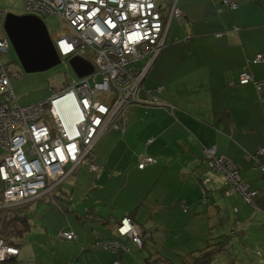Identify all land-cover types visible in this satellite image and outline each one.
I'll return each mask as SVG.
<instances>
[{"label":"crops","instance_id":"0c3cea01","mask_svg":"<svg viewBox=\"0 0 264 264\" xmlns=\"http://www.w3.org/2000/svg\"><path fill=\"white\" fill-rule=\"evenodd\" d=\"M230 1L236 6L224 0H174L181 16L169 23L149 83H144L149 68L142 81L157 102L140 91L143 101L123 111L122 132L106 129L96 138L90 155L98 169L80 168L50 199L61 224L55 240L41 231L38 235L52 248L64 241L62 251L40 258L36 253L41 251L34 250L38 243L26 242L17 259L42 264H226L227 254L243 264L238 257L248 233L256 247L264 248V240L251 233L254 227L264 229V171L254 158L264 148V0ZM180 43L192 48L201 43L209 52L166 48ZM260 53L262 60L253 62ZM241 73L250 76L248 82L239 83ZM214 144L257 190L258 207L242 202L219 171L208 170L204 149ZM138 155L156 161L139 169ZM257 158L264 165V152ZM128 216L143 245L120 238L126 248L103 247L104 241L118 238L115 225ZM236 223H241L238 228ZM68 229L74 239L58 236ZM222 234L230 236L227 244L225 237L216 238ZM28 245L31 253L25 254Z\"/></svg>","mask_w":264,"mask_h":264},{"label":"built area","instance_id":"2783aa9c","mask_svg":"<svg viewBox=\"0 0 264 264\" xmlns=\"http://www.w3.org/2000/svg\"><path fill=\"white\" fill-rule=\"evenodd\" d=\"M22 1L26 14L40 17L58 13L67 25L66 32L54 41L61 61L82 56L94 71L72 79L47 99L18 105L10 87V69L2 57L9 39L4 28L6 13L0 11V262L19 253L18 246L3 236L12 208L51 193L82 163L96 170L88 162L96 138L107 127L117 126L127 106L143 101L140 91L156 100L142 81L151 60L166 42L170 21L181 16L175 2L165 7V0ZM262 58L257 54L253 62ZM240 76V83L250 79L247 73ZM206 155L210 169L218 170L226 183L233 184L235 179L233 185L242 199L252 204L257 190L239 181L231 159L218 155L214 145L206 149ZM255 161L264 171L256 155ZM152 162L151 157H139L137 166L141 169ZM241 187L245 195L238 190ZM117 231L141 244L129 218L121 220ZM60 234L73 238L72 232Z\"/></svg>","mask_w":264,"mask_h":264},{"label":"rangeland","instance_id":"374dc122","mask_svg":"<svg viewBox=\"0 0 264 264\" xmlns=\"http://www.w3.org/2000/svg\"><path fill=\"white\" fill-rule=\"evenodd\" d=\"M165 3H166L165 7H168L169 5L174 3V0H165ZM0 11H3L5 13H12L16 15L27 13V11H25L23 7L22 0H0ZM40 17L42 18V21L44 25L46 26V29L48 31V34L51 40L55 41V39L58 36L66 32L67 25L58 13H52L47 16L41 15ZM177 40L178 38L171 39L172 42H177ZM8 43H9L8 49L5 53L2 54V57H3L4 62L7 63V66L9 67L10 72H11L10 84L15 93L17 104L26 105L28 103H34L40 100L47 99L50 97V94L53 90L57 91L61 88L63 89L67 84L71 82L72 78L75 80L77 79L76 73L74 72V70L72 69V67L67 61H66V65L68 68H66L65 63L60 61L58 64L46 70H43V71L31 72V73L24 72L21 64L19 63L17 54L11 42L9 41ZM180 44L170 45V46H167L166 48L167 49L168 48H177V49L183 48L184 52H190L192 50L194 52H209L208 47L204 46L201 43L196 44L194 48L186 47L188 45H184V43H183V46H182V43ZM64 59L67 60V57H64ZM146 60L147 58L141 60L140 64L142 65ZM198 74L201 75V73H198ZM198 74H195V75H198ZM151 75H153V70L150 66L148 69V75H147V77L149 76V79L147 80L146 78L144 80L145 85L149 83ZM156 100L150 99V101L152 102H157ZM257 151L258 153H263L264 148H259V150ZM254 155H256L257 157V152ZM87 166L88 165L86 163L79 165L77 169L75 170V173L71 174L70 177L65 179L64 186H66L69 180L76 177V174L80 168L86 169ZM231 182L235 184V179ZM238 190L241 192L242 195L243 193L245 195V191L242 187L239 188ZM46 198L47 197L45 198L43 197L40 200L34 201L33 203H31L30 208H29V213H30V223L31 224L33 223V225H31V230L25 234V237H23L24 242H22V244L23 243L26 244V242L38 243L35 245L34 250L41 251L39 254L36 253V256L40 258H45L47 254L55 253L58 255V248L60 251H62V243H64V241H58L57 248H52L48 239H45L43 235L41 236L38 235V232L41 231L42 234L44 235L48 234L50 240H55L56 232L59 228V225L61 224L60 218L53 215L54 214L53 210H55V208L57 209L58 207L51 206L53 200L46 199ZM255 198L253 199L252 204L257 206L255 202ZM241 205H244V204L241 203ZM249 206H251V202ZM240 209L241 211H243L242 206ZM63 217L66 220V216L63 215ZM240 224L241 223L234 224L235 228H238ZM235 233L237 234L238 232H235ZM251 233L252 235L255 234L260 239L264 240V229L261 226L252 228ZM11 238L14 240H17L16 239L17 237H14V236ZM140 241L142 242V239H140ZM189 243H190L189 241L185 242L184 245L187 246L189 245ZM239 244L240 242H237L236 244H234L233 249L237 248ZM241 246L243 247L244 253L240 257H238V259L240 260L242 258V261L244 262L243 264H264V248H262L261 246L259 247L260 249L256 247L257 245L255 244V241L251 237H249V233L246 236H244V240H242ZM254 247H256V249H252ZM246 251H250V252L246 253ZM23 253L30 254L31 246L29 245L26 246L23 249ZM60 255H61V252L59 256ZM230 255L232 256V253H230ZM223 256L225 257L224 262H226V264L228 263L231 264L230 262L232 259L237 260L236 255H233L232 259L230 258L228 259L227 254L225 255L223 254ZM20 263L42 264L39 262H33L31 260H23L20 257L14 262H7V261L0 262V264H20ZM237 264H241V262H238L237 260Z\"/></svg>","mask_w":264,"mask_h":264},{"label":"water","instance_id":"95a60500","mask_svg":"<svg viewBox=\"0 0 264 264\" xmlns=\"http://www.w3.org/2000/svg\"><path fill=\"white\" fill-rule=\"evenodd\" d=\"M4 28L24 72L43 71L61 61L40 17L33 14L7 13ZM155 58L156 56L148 68ZM68 61L77 79L94 71V66L82 56H73Z\"/></svg>","mask_w":264,"mask_h":264},{"label":"trees","instance_id":"16d2710c","mask_svg":"<svg viewBox=\"0 0 264 264\" xmlns=\"http://www.w3.org/2000/svg\"><path fill=\"white\" fill-rule=\"evenodd\" d=\"M160 52H162V49L158 52V54L156 55V57L160 54ZM261 54V53H260ZM262 55V54H261ZM138 66H140V63L139 64H137ZM10 78H11V72H10ZM73 79V78H72ZM248 82V81H247ZM239 83H240V81H239ZM242 84V83H241ZM11 85V84H10ZM11 87V89H12V86H10ZM256 87H257V89L259 90L260 89V86L257 84L256 85ZM12 92H13V94H14V96H15V93H14V91H13V89H12ZM157 98V97H156ZM15 102H17L16 101V97H15ZM163 103H165V102H163ZM19 105V104H18ZM164 106H169L167 103L166 104H163ZM124 124V118H123V115H122V117H121V119L119 118V121H118V124H117V126L116 127H113V126H109V127H107L106 129H112V130H116V131H121L122 132V130H123V125ZM105 129V130H106ZM147 142H148V140H147ZM95 143V142H94ZM94 145V144H93ZM212 146V145H211ZM214 146L216 147V145L214 144ZM93 147V146H92ZM210 146H208L207 148H209ZM206 148V149H207ZM206 149H204V160L206 161V164H207V168H208V170H210V171H213V172H216V171H218V170H212V169H210V166H209V164H208V157H207V155H206ZM218 150H217V147H216V152H217ZM91 152H92V150H91ZM217 154L218 155H225V156H227L228 158H230L227 154H225V153H219V152H217ZM145 156H148V157H151V158H153L152 156H149V155H138L137 157H145ZM92 158H93V156L92 155H88V162L89 163H93L92 162ZM154 159V162L156 161V159L155 158H153ZM231 159V158H230ZM136 161L138 162V160L136 159ZM231 161H232V163L234 164V166H235V169H236V171L239 173V181L240 182H243V183H246V184H248V187H249V189H252V190H255L253 187H251L250 186V184L245 180V179H243L242 177H241V175H240V171H239V169H238V167H237V165H236V163L231 159ZM82 164H84V163H82ZM87 164V163H86ZM94 164V163H93ZM150 164V163H149ZM81 165V164H80ZM88 165V164H87ZM95 165V164H94ZM263 165V164H262ZM96 166V165H95ZM258 166V165H257ZM97 167V166H96ZM138 167V166H137ZM88 168L89 169H91L90 167H89V165H88ZM139 168V167H138ZM144 168V167H143ZM143 168H141V169H143ZM96 169H98V168H96ZM140 169V168H139ZM73 173H75V171L73 172ZM72 173V174H73ZM71 176V175H70ZM69 176V177H70ZM207 176V175H206ZM206 176H203L202 177V181H203V178H205ZM65 181V180H64ZM63 181V182H64ZM63 182L62 183H60L59 185H57V186H55V188H54V190L51 192V193H46V194H44V195H42V196H40V197H38L37 199H34V200H29V201H27V202H24V203H21V204H19V205H16V206H14L13 208H12V214L10 215V218L8 219V221L4 224V233H3V236H4V238L6 239V241L8 242V243H13V244H15L16 246H18V248H19V251H20V247H21V244H22V240H23V237H24V235L28 232V231H30L31 230V223H30V213H29V208H30V203L31 202H33V201H38V200H40L41 198H45V197H47L46 199H51L52 197H55L57 194H59V192L61 193V190H62V187H63ZM225 182V181H224ZM226 183V182H225ZM227 184H231V183H227ZM233 187H234V185L233 184H231ZM204 187L205 186H203V188H202V190L204 191ZM235 188V187H234ZM242 197V196H241ZM243 202L244 203H246L244 200H243ZM248 204V203H247ZM234 210H236V208H234ZM123 218H125V217H123ZM122 218V219H123ZM127 218H129L130 220H132V218L130 217V216H128ZM122 219H120L119 221H117V223H116V233H117V236H118V238H116V239H112V240H107V241H104L103 242V247H105L106 248V246L107 245H116L114 248H112V249H115L117 246H121V247H123L124 245H126V244H122V242L120 241V238H123L124 240L126 239L127 240V238H130L132 241H133V239L131 238V237H129V236H123V235H120L119 233H118V231H117V227L119 226V224H120V222H121V220ZM134 224V223H133ZM67 232H72L73 233V238H71V239H67V238H65L64 236H62L60 233L58 234V236L60 237V238H63V239H67V240H72V239H74V237H75V235H74V232H73V230L72 229H68V230H66ZM62 232V231H61ZM9 234V235H8ZM17 237L16 239L17 240H14V239H12L11 237ZM140 237V236H139ZM218 237H225L224 238V240L227 242L228 241V239L230 238V236L229 235H226V234H222V235H219V236H217L216 238H218ZM140 239H142V238H140ZM134 243H136L135 241H133ZM137 244V243H136ZM141 244L143 245V242H141ZM140 244V245H141ZM138 245V244H137ZM139 245V246H140ZM124 248H126L125 246H124ZM110 249V248H109ZM19 254V253H18ZM17 254V255H18ZM17 255H14V256H11L8 260H7V262H14V261H16L17 260ZM207 254H204V256H206ZM203 256V257H204ZM202 257V258H203ZM207 257V256H206ZM115 262V261H114ZM117 262H119V261H117ZM20 264H25V263H20ZM29 264V263H28Z\"/></svg>","mask_w":264,"mask_h":264},{"label":"clouds","instance_id":"9594fccd","mask_svg":"<svg viewBox=\"0 0 264 264\" xmlns=\"http://www.w3.org/2000/svg\"><path fill=\"white\" fill-rule=\"evenodd\" d=\"M6 14H7V13H6ZM25 14H26V13H25ZM40 18H41V17H40ZM41 19H42V18H41ZM52 42H53V44H54V41H53V40H52ZM56 52H57V51H56ZM59 57H60V56H59ZM60 60H61V58H60ZM63 60H64L65 63H66V61L69 62V61H68L69 59H67V60L63 59ZM61 62H62V61H61ZM64 62H63V63H64ZM66 68H68V67H66ZM76 80H77V79H76ZM67 85H68V84H67ZM67 85H66L65 87H67ZM65 87H64V88H65ZM61 89H62V88H61Z\"/></svg>","mask_w":264,"mask_h":264},{"label":"bare ground","instance_id":"6f19581e","mask_svg":"<svg viewBox=\"0 0 264 264\" xmlns=\"http://www.w3.org/2000/svg\"><path fill=\"white\" fill-rule=\"evenodd\" d=\"M180 12H181V11H180ZM165 44H166V42H165ZM165 44H164V46H165ZM164 46H163V47H164ZM136 68L138 69V68H139V66L137 65V67H136ZM53 91H54V92H56L55 90H53ZM53 91H52V92H53ZM59 119H60V115H59ZM64 127H65V129H67V127H66V126H64Z\"/></svg>","mask_w":264,"mask_h":264}]
</instances>
